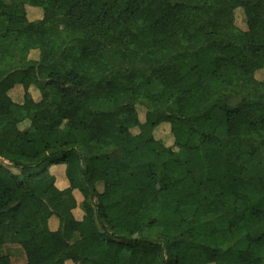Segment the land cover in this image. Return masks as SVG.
Masks as SVG:
<instances>
[{
  "label": "trees",
  "instance_id": "16d2710c",
  "mask_svg": "<svg viewBox=\"0 0 264 264\" xmlns=\"http://www.w3.org/2000/svg\"><path fill=\"white\" fill-rule=\"evenodd\" d=\"M153 59L162 73L148 77ZM259 71L264 0H0V264H17L10 247L24 264H168L156 243L116 235L143 226L169 264H264ZM120 85L149 95L159 120L117 107ZM162 124L171 147L155 137Z\"/></svg>",
  "mask_w": 264,
  "mask_h": 264
},
{
  "label": "rangeland",
  "instance_id": "374dc122",
  "mask_svg": "<svg viewBox=\"0 0 264 264\" xmlns=\"http://www.w3.org/2000/svg\"><path fill=\"white\" fill-rule=\"evenodd\" d=\"M34 17H32L33 19ZM235 21L236 25L238 28L241 30L246 31L247 30V23H246V18L244 11L242 9H238L235 13ZM60 26L62 29L66 30L67 23L66 21H61ZM83 57L87 59L89 62H93L95 60V56L91 54L90 52H85L83 54ZM145 73L148 77H156L159 76L162 73V63L158 59H153L151 64L145 69ZM257 79L258 80H264V71H259L257 73ZM129 77L125 76L122 80L126 81L128 80ZM182 87L184 93L187 94H193L197 91L198 89V83L195 82L192 78H188L182 82ZM111 95L114 97L116 106L120 107L122 105L126 104H140L138 106V113H139V118L142 122H145L146 120L150 119L151 121H157L161 117L156 113V111L151 110L149 108V100L150 96L149 95H138L134 93L132 90L125 88L123 85L118 86L115 88L112 92ZM155 137L156 139L162 141L165 145L168 147L173 146L174 140L171 135L170 131V126L168 124H162L159 126L156 131H155ZM2 143H0V146ZM0 161L1 162H7V157L4 155L0 154ZM133 162V154H130L127 158H124L121 162V166L124 169L129 168L132 165ZM8 163V162H7ZM141 180L146 183L149 192L151 193H156L159 190L158 184L152 180L151 176L149 174H143L141 177ZM122 187V184H119L118 188ZM116 235L120 236H129L130 238L133 239H142V240H147V241H152L159 246L162 251L165 259L167 260L168 264L171 261V254L170 250L168 249L167 246L164 245L162 240H159L156 238L155 235L151 234L148 230V227L143 226L138 232L135 234H127L124 232H117ZM108 235L104 231L99 232L97 235L96 239L98 238L101 243L105 242L107 239ZM11 253H14L17 255L18 259L17 262L20 263V261L24 262V257L19 255V251L16 249H12L13 247H10Z\"/></svg>",
  "mask_w": 264,
  "mask_h": 264
},
{
  "label": "crops",
  "instance_id": "0c3cea01",
  "mask_svg": "<svg viewBox=\"0 0 264 264\" xmlns=\"http://www.w3.org/2000/svg\"><path fill=\"white\" fill-rule=\"evenodd\" d=\"M14 93H20V90H16ZM51 173L56 177V184L58 186L59 189L61 190H65L67 188H69V184L66 178V168L65 166H54L50 169ZM75 198L77 200L78 206L77 208L73 211V214L76 218V220L81 221L84 217V213L81 209V205L80 203L83 201V196L81 195V193L79 192H75L74 193ZM50 228L53 231H57L59 229V220L56 217H53L50 221ZM97 237V236H96ZM95 240L97 243L99 244H103V242L101 243V241H99V239L97 238ZM19 255H21V252L19 251ZM13 262L17 263V264H24V262L20 261V263L17 262V255L12 253L11 255ZM24 257V256H23ZM25 259V258H24ZM66 264H73L72 262H67Z\"/></svg>",
  "mask_w": 264,
  "mask_h": 264
}]
</instances>
